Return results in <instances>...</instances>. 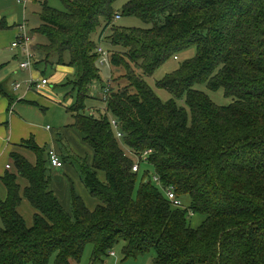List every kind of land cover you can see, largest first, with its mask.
I'll return each instance as SVG.
<instances>
[{
    "label": "trees",
    "instance_id": "obj_1",
    "mask_svg": "<svg viewBox=\"0 0 264 264\" xmlns=\"http://www.w3.org/2000/svg\"><path fill=\"white\" fill-rule=\"evenodd\" d=\"M61 2L63 10L43 1L35 31L47 38L37 45L45 58L34 66L55 57L74 69L59 86L74 99L68 111L94 149L82 173L100 202L91 210L75 197L72 213L65 210L51 188L49 150L24 140L36 160L12 152L14 169L1 177L0 264H77L89 244L93 262L104 261L121 242L126 260L153 253V264H264V0ZM116 15L149 26L119 25ZM107 31L110 67L123 70L124 87L114 72L113 84L101 76L97 50ZM193 46L194 57L157 81L172 94L162 100L146 78ZM6 83L0 93L12 106ZM201 83L224 89L231 103L217 104L196 88ZM108 86L107 101L100 99L110 114L97 116L86 102ZM134 155L190 205L174 206L149 170L137 186ZM24 199L36 211L32 225L19 210ZM195 214L204 216L198 227Z\"/></svg>",
    "mask_w": 264,
    "mask_h": 264
},
{
    "label": "rangeland",
    "instance_id": "obj_2",
    "mask_svg": "<svg viewBox=\"0 0 264 264\" xmlns=\"http://www.w3.org/2000/svg\"><path fill=\"white\" fill-rule=\"evenodd\" d=\"M43 1L44 0H27L25 2V0H23L22 2L18 3V0H0L1 18L8 19L10 16L14 15L16 20H19L18 22H20V24L26 20L29 26L30 34L37 38V41L35 42L36 45L41 46L42 44L47 43V38L37 33L35 30L38 29L43 22ZM128 1L129 0H118L116 7L121 8ZM47 2L51 7L60 10L65 8L61 0H47ZM115 21L117 24L123 26H149V24L144 23L140 18L135 16H122L121 19H115ZM108 33L109 31H107L106 35L103 37V44L101 45L105 49H107L106 47H110V43H108L107 40ZM8 53L11 54V51H8ZM196 53L197 49L195 46H193L190 49L179 53L178 59L172 57L161 68H159L153 76L146 78L149 84L155 89L158 96L162 98V100L168 101L172 98V94L168 90L158 87L156 84L157 81L163 78L166 74L174 71L183 61L194 57ZM36 58L38 60H44L45 58L44 52H42L38 47ZM17 62H20V60ZM1 63L0 65H2ZM38 65V77L42 75L52 80V83H50L51 93L42 94L36 90H31L33 95H35V99L38 101L37 103H39L35 106H27V104L24 102H19L16 104V106L15 102L17 101V97L16 95L14 96L16 98L13 110L14 112L16 110V116H19V120L22 122L20 124V132L26 130V125L28 127L34 126L36 128H41L40 130L42 132L39 136L43 142L42 148L47 151L52 148L53 145H55L52 140L54 135L53 138L55 139L57 147H59L65 160L64 168H56L51 164L49 165L51 188L54 191L55 196L61 203L62 207L70 213H72L73 210V201L75 197H79L83 202H85L89 209L94 210L99 204L100 200L91 194L86 183L84 182V175L82 173V169L85 166H93L94 149L84 140L82 133L78 130L77 126H75L74 116L70 111H68V107L74 104V99L66 98L64 93L66 91L65 88L59 86L62 83L61 80L63 78V71L65 70L64 67L67 66L58 64L55 57L51 58L50 62H42ZM3 69L1 71H3ZM100 69L101 76L105 84H107L110 79H112L111 83L113 84L114 79L112 78V72H114L117 78L115 85L117 83L121 87L126 85V81L122 78L123 70L116 68V70L113 71L112 68L107 65L101 66ZM33 70L35 71V67ZM6 77H8V75H6ZM19 80L20 81L16 82L13 81L12 78L11 81H8L9 83L7 85V90L11 94L16 93L14 85L17 83L21 84V87L17 89L18 92L22 91L24 88H27L25 81H22V79ZM196 88L205 91L219 105H228L232 101V98L225 96L224 89L213 91L210 90L205 83L197 84ZM96 92V95L99 98L88 100L86 102L87 109H91V111L97 116H100L101 113L110 114L107 110L105 102L100 99L102 92H99V90ZM179 103L181 105H186L184 98L183 100H180ZM14 112L13 115L15 114ZM47 126L50 128H47ZM28 131L29 130L27 129V132ZM17 140H19L18 143L13 142L11 147L14 148L18 146V148L21 149V152H23L29 160H33L35 158V154H32L29 150H27V148L22 146V139V141H20V139ZM123 147L125 146L123 145ZM6 148L7 146L5 149ZM9 153L10 152H8L5 158L0 162V196L3 197L6 196L7 189L1 181V177L6 173L5 162L7 163L9 160ZM136 157L137 156L134 157L135 160L138 159ZM140 165L141 170L139 173L137 186L142 182L146 170H149L151 178L154 177V169L149 164H147L145 160ZM9 170L12 171L13 168ZM99 175L100 178H104L103 173H100ZM181 200L184 206H188L191 203V198L188 195H183ZM19 208L27 223L32 225L34 221V214L36 212L32 205L26 199H24ZM190 220L194 227H198L203 222L204 216L195 214L190 217ZM0 224H2L1 218ZM93 248L94 247L92 244L87 245L80 263L77 264H111L116 262L117 264H153V259L155 257L153 253H146L126 260L124 259L123 255L124 243L121 242L113 248V252L116 254L115 257L109 255L104 258V261L93 262ZM50 264H55L54 258L51 259Z\"/></svg>",
    "mask_w": 264,
    "mask_h": 264
},
{
    "label": "crops",
    "instance_id": "obj_3",
    "mask_svg": "<svg viewBox=\"0 0 264 264\" xmlns=\"http://www.w3.org/2000/svg\"><path fill=\"white\" fill-rule=\"evenodd\" d=\"M18 3H20V2L18 1ZM1 17L2 16L0 15V20L2 19ZM5 20H6V24L9 26V28H5V29L0 30V63L2 62L1 64L4 63L7 65L3 69V71H0V80L5 81V80L9 79L11 81L13 78V81H16V82L20 81L19 79H22V81L24 80L26 82V80L31 75L38 77V74H39L38 67L39 66L35 67V71L34 70L33 71L19 70V62H17V61L23 60L24 55H23L21 49L13 48L12 43L16 39V37L19 33L20 22H18L19 20L18 21L16 20V17L14 15L10 16V18H8V19L6 18ZM30 35L33 38V48H34V50L36 52V56H37V47H36L37 45L35 43L37 41V38L35 36H33L32 34H30ZM8 51H11V54L8 53ZM64 69L65 70L63 71V74H62L63 78H62L61 82H63V80L65 79V77L67 75H69L70 73H72L74 71V69L72 67H69V66L64 67ZM6 75H8V77H6ZM8 81H5V82H7L6 85H8V83H9ZM15 85H14V88H15ZM50 86H48L44 91L39 92V93L50 94L51 93V89H50L51 87ZM15 92H16L15 94L13 93L14 96L16 95V97H17V101L15 102V105L19 102H24L25 104H27V106H35V105L39 104V103H37L38 101L35 99V95H33V92H31V90L24 88L20 92H18L17 90ZM15 105L13 104L12 106H10L9 99L0 93V162L5 158L6 154L8 152H10L9 153V160L7 163L5 162L6 171L9 170L7 168L8 164L11 165L10 169H12V168L14 169L13 161L11 158L12 152H18V153H21L24 156H26L23 152H21V149L18 148V146L14 147V148L11 147L12 146L11 144L13 142L18 143L19 140H17V139H20V141H22V140L24 141V140H27L30 138H34L35 141L41 147L43 146V144H42L43 142L41 140V137L39 136L42 132L40 130L41 128H36L34 126H31V125H30L31 127H28L24 123L27 128L25 131L20 132V130H21L20 124L22 122L19 120V116H16V110H15V112L13 110ZM13 112L15 113L14 115H13ZM9 113H10V115H9ZM17 127H18V129H17ZM47 128H50V127L47 126ZM27 129L29 130L28 132H27ZM15 136H16V138H15ZM53 137H54V135H53ZM53 137H52V140H53V143L55 145H53V147L50 149H55L59 153V155L61 156V158L64 162V166H65V160H64V157L62 155V152L60 151L59 147H57V144H56L55 139ZM6 146H7V148L5 149ZM27 150H29V149H27ZM29 151L32 154H35L31 150H29ZM34 157L35 158L33 160H30V161L35 162L36 155H34ZM64 166L62 168H64ZM22 183L24 184L25 182H22ZM6 196H7V194H6ZM6 196L5 197L0 196V197L6 198ZM19 210H20V208H19Z\"/></svg>",
    "mask_w": 264,
    "mask_h": 264
},
{
    "label": "built area",
    "instance_id": "obj_4",
    "mask_svg": "<svg viewBox=\"0 0 264 264\" xmlns=\"http://www.w3.org/2000/svg\"><path fill=\"white\" fill-rule=\"evenodd\" d=\"M18 1L22 2L23 0H18ZM26 1L27 0H25V2ZM116 16L117 18H120V15H116ZM12 47L21 49L24 55L23 60L19 62V70L33 71L35 67L34 62L36 59V52L33 48V38L30 35L29 26L26 20L22 24L19 25V33L16 39L13 41ZM97 51L100 54V60H99L100 65L101 66H105V65L111 66V58H110L109 52L101 45L98 47ZM175 59H178V57L176 56ZM111 80H110V83H111ZM25 83H26L28 90H36L37 92H42L48 86H50L51 79L48 77L42 76V75L39 77L31 75L26 80ZM20 87H21V84L19 83L15 85L16 90L19 89ZM109 88L110 86L106 87L102 92V99H104V101H107L106 99L108 97V92L110 90ZM112 123L118 130V133H117L118 137L122 139L124 134L118 129V122L115 119H113ZM149 153L150 151L146 152L143 158H145ZM48 155H49L50 164L53 167L62 168L64 166V162L61 156L55 149H49ZM140 162H141L140 157H138L137 161L135 162L133 166V171H139ZM7 168H11V165H7ZM154 181L157 185L163 188L166 196L168 197V199L171 201V203L174 206L176 207L184 206L174 186L169 185V186L164 187L158 176H154ZM109 255L113 257L116 256L115 252L113 251H111ZM111 264H117V262L111 263Z\"/></svg>",
    "mask_w": 264,
    "mask_h": 264
},
{
    "label": "bare ground",
    "instance_id": "obj_5",
    "mask_svg": "<svg viewBox=\"0 0 264 264\" xmlns=\"http://www.w3.org/2000/svg\"><path fill=\"white\" fill-rule=\"evenodd\" d=\"M117 19H119V18H117ZM9 165V164H8ZM8 169H10V168H8Z\"/></svg>",
    "mask_w": 264,
    "mask_h": 264
}]
</instances>
